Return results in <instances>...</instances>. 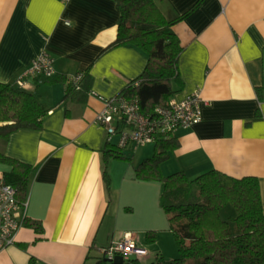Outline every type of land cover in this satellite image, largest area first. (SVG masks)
<instances>
[{
	"label": "crops",
	"instance_id": "crops-1",
	"mask_svg": "<svg viewBox=\"0 0 264 264\" xmlns=\"http://www.w3.org/2000/svg\"><path fill=\"white\" fill-rule=\"evenodd\" d=\"M156 2L177 19L172 30L183 46L171 97L199 91L202 99L201 120L174 132L179 145L161 162V172L183 170L191 179L212 169L256 175L264 206V0ZM120 18L116 0H0V81L20 87L17 78L49 52L56 74L85 72L94 92L65 100V82L27 79L26 89L48 110L43 127L0 136V152L36 165L28 216L41 220L44 231L24 225L17 241L0 251V264H84L127 231L148 249L142 260L178 255L163 212V182L137 175L139 164L154 156L155 141L137 162L139 145L123 148L127 157L106 159V145H118L119 134L96 122L104 107L100 96L120 93L148 63L139 47H109ZM153 206L159 219L168 218L161 236L162 227L148 220Z\"/></svg>",
	"mask_w": 264,
	"mask_h": 264
},
{
	"label": "trees",
	"instance_id": "trees-1",
	"mask_svg": "<svg viewBox=\"0 0 264 264\" xmlns=\"http://www.w3.org/2000/svg\"><path fill=\"white\" fill-rule=\"evenodd\" d=\"M121 10L117 38L109 47L132 45L147 52L144 72L120 93L137 97L144 111L166 104L175 92L172 82L179 76V57L183 46L172 30L176 18L169 19L156 0H116ZM80 80L74 75L45 76L47 82L67 84L64 99H84L91 88L85 72ZM48 113L32 91L0 81V136L9 137L21 128H42ZM154 156L137 167L143 179L163 182L162 205L176 237L179 256L146 263L141 258L124 257L116 261L105 255L89 256L84 264H264V206L259 178L256 175L233 176L218 169L191 179L180 170L170 175L161 172L160 164L178 145L175 133L160 134ZM123 148L108 143L105 158L127 157ZM0 162L9 166L2 178L13 185L17 197H28L29 180L36 165L0 152ZM25 226L44 231L41 220L25 217ZM94 258V259H93Z\"/></svg>",
	"mask_w": 264,
	"mask_h": 264
},
{
	"label": "built area",
	"instance_id": "built-area-1",
	"mask_svg": "<svg viewBox=\"0 0 264 264\" xmlns=\"http://www.w3.org/2000/svg\"><path fill=\"white\" fill-rule=\"evenodd\" d=\"M55 57L49 52L41 53L33 64L16 80V84L27 88L28 78L53 76L56 74ZM81 73L74 75L76 81ZM94 93L90 90V94ZM104 107L98 112L96 122L104 125L110 135L119 134L118 145L125 148L156 141L160 134L176 132L181 126H191L202 118L201 94L199 91L183 98L171 97L166 104L157 105L154 110L144 111L137 97L118 93L110 97L100 96ZM29 201L21 202L16 188L0 178V251L17 241L19 230L25 225ZM107 258L117 255L143 258L149 254L146 247L139 245L132 231L102 249Z\"/></svg>",
	"mask_w": 264,
	"mask_h": 264
},
{
	"label": "rangeland",
	"instance_id": "rangeland-1",
	"mask_svg": "<svg viewBox=\"0 0 264 264\" xmlns=\"http://www.w3.org/2000/svg\"><path fill=\"white\" fill-rule=\"evenodd\" d=\"M152 148H153V144H151V143H149L148 145L141 144L139 146H136L135 147L134 162H137L139 159H141L143 157V155H145V153H147V151H149V150L151 151ZM150 153L152 154V152H150ZM1 174H2V171H1V167H0V178H1ZM163 212L165 214V210ZM149 215L150 216H149L148 220L150 221V223H153L152 226H154V227H160V228L162 227L161 228L162 230L160 232V236L163 234V232H168V231H164L163 229L165 227L161 226V225H163V223H165V224L168 225V218H167V216H165V219L163 217L159 219V215L156 214L155 206L151 207V210H150V214ZM164 240H166V239H164ZM164 240L163 241L161 240V241L164 242ZM177 254L178 255L176 257L179 256L180 252H177ZM94 255H98V253L95 252ZM173 255H175V254H170V255H167L165 257L171 258V257H173ZM143 260L146 263H150V262L156 260V257L154 256V258H152V259H148V260L143 259Z\"/></svg>",
	"mask_w": 264,
	"mask_h": 264
},
{
	"label": "water",
	"instance_id": "water-1",
	"mask_svg": "<svg viewBox=\"0 0 264 264\" xmlns=\"http://www.w3.org/2000/svg\"><path fill=\"white\" fill-rule=\"evenodd\" d=\"M118 256H119V257H118ZM118 256L115 257V260H116V261H118V260H119V261L122 260V256H121V255H118ZM106 258H107V257H106ZM107 260H110V261H111L112 259H111V258H107Z\"/></svg>",
	"mask_w": 264,
	"mask_h": 264
}]
</instances>
